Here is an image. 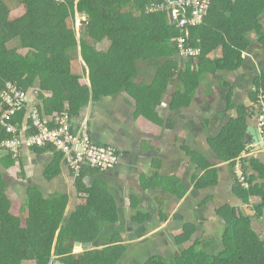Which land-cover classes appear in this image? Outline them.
I'll return each instance as SVG.
<instances>
[{"label": "crops", "instance_id": "0c3cea01", "mask_svg": "<svg viewBox=\"0 0 264 264\" xmlns=\"http://www.w3.org/2000/svg\"><path fill=\"white\" fill-rule=\"evenodd\" d=\"M100 46L101 52L111 48L109 42ZM160 66L141 65L133 94L103 97L72 119L75 126L87 119L92 140L117 149L116 168L90 169L79 191L77 177L63 163L53 179L45 176L58 152L25 148L27 176L20 180L39 184L46 195L67 196L68 217L79 208L110 212L112 223L100 233L107 244L76 243L74 254L118 245V264H145L154 257L177 259L196 246L218 257L239 219L243 255L264 264V46L254 43L242 65H162L176 74L168 84L158 79ZM30 98L27 113L38 101L34 92ZM17 165L8 172L16 169L19 176ZM84 188L100 194V201H113L115 209L104 210L97 200L91 205L94 193Z\"/></svg>", "mask_w": 264, "mask_h": 264}, {"label": "trees", "instance_id": "16d2710c", "mask_svg": "<svg viewBox=\"0 0 264 264\" xmlns=\"http://www.w3.org/2000/svg\"><path fill=\"white\" fill-rule=\"evenodd\" d=\"M174 1L0 0V116L9 108L2 96L9 91V83L29 96L35 91L36 105L45 115L69 110L72 119H79L92 102L121 92L133 94L141 65H161L158 79L168 84L176 77L169 73L173 65H242L254 43L252 35L264 46V0H212L205 24L192 28L188 39L190 47L203 50V56L184 58L176 41L186 34L173 16ZM164 5L172 9L153 12ZM19 7L24 13L13 16ZM177 8L182 16L191 15L190 10ZM79 15L89 16L81 33ZM105 42L111 48L101 52L99 46ZM216 53L222 59L213 60ZM74 61L80 63L82 72L75 71ZM162 65L171 66L164 71ZM85 78L89 85L82 81ZM11 121L18 127L17 136L21 135L28 123L27 111L17 112ZM14 136L0 121V264H117L118 245L73 253L75 244L83 241L107 244L100 233L112 223V215L87 214L79 208L68 217L67 196H49L39 184H23L19 178L27 176L24 149L21 145L16 153L5 145ZM31 150L56 153L51 145ZM56 154V162L45 171L49 180L58 175L62 164V156ZM17 164L21 169L14 177L8 170ZM89 170L83 168L77 176L79 191ZM20 185L27 187L26 196L13 201L8 191L19 192ZM84 189L94 193L91 205L97 200L104 210L115 209L113 201H100V194ZM243 231L238 219L225 237L231 244L218 257L192 246L177 259L154 257L145 264H259L256 257L243 255ZM249 234L253 235L250 230ZM253 249L256 255L257 245Z\"/></svg>", "mask_w": 264, "mask_h": 264}, {"label": "built area", "instance_id": "2783aa9c", "mask_svg": "<svg viewBox=\"0 0 264 264\" xmlns=\"http://www.w3.org/2000/svg\"><path fill=\"white\" fill-rule=\"evenodd\" d=\"M212 0H175L173 16L178 20V26L186 34L185 38H180L176 42L179 44L182 57L190 59H200L203 50L190 47L191 29L205 24L212 6ZM191 11L189 17L182 16V10ZM170 10L172 7L157 6L153 12ZM9 91L2 96L9 108L3 111L0 121L6 125L8 132L15 136L6 141L7 148L18 153L19 146L31 149L32 147H45L51 145L54 150L62 156V163L77 177L83 168L96 169L99 171H110L120 164L118 151L113 146L98 145L92 140L89 122L83 120L75 126L69 110L52 115H45L36 104L31 106L27 113L28 123L24 125L21 135L17 136L18 127L11 121L12 117L19 111L27 110L31 104L29 95L19 90L18 87L9 83ZM36 94V92L34 91ZM27 130H32V135H28ZM239 178L242 185H248L245 172L239 170Z\"/></svg>", "mask_w": 264, "mask_h": 264}, {"label": "rangeland", "instance_id": "374dc122", "mask_svg": "<svg viewBox=\"0 0 264 264\" xmlns=\"http://www.w3.org/2000/svg\"><path fill=\"white\" fill-rule=\"evenodd\" d=\"M24 13V9H23V7H19V8H17V9H15L14 11H13V16H21L22 14ZM86 20H87V18L85 17V15H79L78 16V21H77V24H78V29H79V33H81V28H82V26L86 23ZM252 39H253V41H254V43H256V42H258L259 40H258V36L257 35H252ZM254 43H253V45H254ZM107 47H108V44H107ZM100 49L102 50V46H100ZM73 64H74V69H75V71H78V72H82V68H81V66L79 65L80 63L78 62V61H74L73 62ZM84 80V79H83ZM82 80V81H83ZM84 82V81H83ZM18 167H19V165H17ZM17 170L16 169H12V173L14 174V176L15 177H17L18 176V174H17V172H16ZM44 174L42 173V174H40V173H38L37 174V179H38V181L39 182H44ZM19 180H20V178H19ZM28 181V180H27ZM26 181V182H27ZM31 185V184H34V182H32V181H28L27 182V184H26V186L27 185ZM26 188L27 187H21V190H19V192L18 191H15V190H12L11 188L9 189V191H8V194H9V196L11 197V199L13 200V201H20L19 199L21 198V200H22V198H24V196H26ZM119 263V262H118ZM117 263V264H118Z\"/></svg>", "mask_w": 264, "mask_h": 264}, {"label": "water", "instance_id": "95a60500", "mask_svg": "<svg viewBox=\"0 0 264 264\" xmlns=\"http://www.w3.org/2000/svg\"><path fill=\"white\" fill-rule=\"evenodd\" d=\"M86 17H87L86 23H88V22H89V16H88V15H86Z\"/></svg>", "mask_w": 264, "mask_h": 264}]
</instances>
